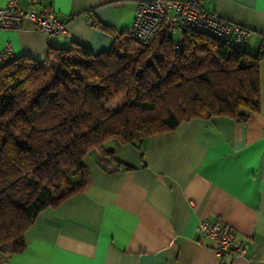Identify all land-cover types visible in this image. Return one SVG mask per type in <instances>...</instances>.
Returning a JSON list of instances; mask_svg holds the SVG:
<instances>
[{"label":"crops","instance_id":"0c3cea01","mask_svg":"<svg viewBox=\"0 0 264 264\" xmlns=\"http://www.w3.org/2000/svg\"><path fill=\"white\" fill-rule=\"evenodd\" d=\"M9 0H0V8ZM145 0H36L67 34H47L25 20L0 32V54L44 60L48 48L109 50L132 30ZM21 0V7H30ZM202 7L250 28L246 52L261 54L260 110L245 123L228 116L192 119L149 137L139 150L110 140L84 157L83 191L48 206L25 232L26 248L0 251V264H264V0H204ZM2 64L0 63V66ZM220 219L251 241L243 256H218L201 236V220Z\"/></svg>","mask_w":264,"mask_h":264},{"label":"trees","instance_id":"16d2710c","mask_svg":"<svg viewBox=\"0 0 264 264\" xmlns=\"http://www.w3.org/2000/svg\"><path fill=\"white\" fill-rule=\"evenodd\" d=\"M114 37L109 50L49 47L0 66V251L26 248L40 211L83 191L84 157L110 140L142 150L181 122L228 116L245 123L260 110L261 52L183 30H160L148 44L93 19ZM116 108H109L115 99ZM247 111V112H246Z\"/></svg>","mask_w":264,"mask_h":264},{"label":"built area","instance_id":"2783aa9c","mask_svg":"<svg viewBox=\"0 0 264 264\" xmlns=\"http://www.w3.org/2000/svg\"><path fill=\"white\" fill-rule=\"evenodd\" d=\"M28 9L21 7V0H9L0 8V32L20 30L25 20L48 36L67 34L65 24L54 13L43 12L33 5L36 0H28ZM204 0H145L138 4L132 30L128 37L141 44L150 43L163 28L173 32L192 30L212 36L230 47L233 51L244 52L250 28L223 19L209 13L202 7ZM12 57V48L7 45L0 54V63L4 64ZM198 233L211 240V248L218 256L233 254L243 256L251 241L242 238L233 228L220 219H203L197 227Z\"/></svg>","mask_w":264,"mask_h":264},{"label":"rangeland","instance_id":"374dc122","mask_svg":"<svg viewBox=\"0 0 264 264\" xmlns=\"http://www.w3.org/2000/svg\"><path fill=\"white\" fill-rule=\"evenodd\" d=\"M182 37H183V33L181 30L179 31H176L173 33V38L175 41L177 42H180L182 40ZM122 103V99L118 98V99H115V101H113L110 105H109V108H116L117 106H119L120 104Z\"/></svg>","mask_w":264,"mask_h":264}]
</instances>
